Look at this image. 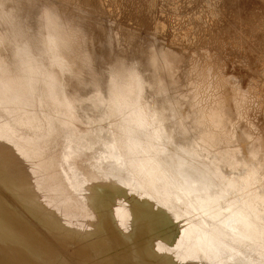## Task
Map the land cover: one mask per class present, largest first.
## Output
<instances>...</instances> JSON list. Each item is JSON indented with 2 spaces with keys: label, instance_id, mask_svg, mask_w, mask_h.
Segmentation results:
<instances>
[{
  "label": "bare ground",
  "instance_id": "6f19581e",
  "mask_svg": "<svg viewBox=\"0 0 264 264\" xmlns=\"http://www.w3.org/2000/svg\"><path fill=\"white\" fill-rule=\"evenodd\" d=\"M19 7L0 0V264H264V84L204 48L183 94L165 51L150 74L119 62L103 91L82 31L56 7L30 28Z\"/></svg>",
  "mask_w": 264,
  "mask_h": 264
},
{
  "label": "rangeland",
  "instance_id": "374dc122",
  "mask_svg": "<svg viewBox=\"0 0 264 264\" xmlns=\"http://www.w3.org/2000/svg\"><path fill=\"white\" fill-rule=\"evenodd\" d=\"M18 2L19 14L30 28H38L37 21L45 8L56 7L65 19L82 31L86 40L84 50L90 53L93 71L103 91L109 89L111 69L119 62H139L142 70L150 74L149 58L153 53L159 55L165 51L171 54L178 68L174 76L164 73V81L168 88L183 94L188 89L191 69L204 66L200 63L205 58L204 48L218 54L224 62L226 75L240 82L243 88L249 86L252 91L260 92L264 84V0ZM85 75L88 81L91 75L87 72ZM90 89L77 85L76 81L71 83V90H78L83 99L89 98ZM150 101L170 115L169 96L155 92ZM86 106L84 120L99 119L89 102ZM256 114L255 124L264 129V113ZM244 132V126L239 128V134ZM181 137L186 140L185 145H189L192 132L183 133ZM175 142L178 144L177 140Z\"/></svg>",
  "mask_w": 264,
  "mask_h": 264
}]
</instances>
